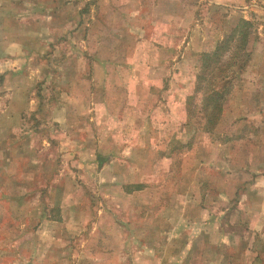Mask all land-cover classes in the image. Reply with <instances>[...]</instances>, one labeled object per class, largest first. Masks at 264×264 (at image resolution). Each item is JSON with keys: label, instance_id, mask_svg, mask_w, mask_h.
I'll return each mask as SVG.
<instances>
[{"label": "rangeland", "instance_id": "1", "mask_svg": "<svg viewBox=\"0 0 264 264\" xmlns=\"http://www.w3.org/2000/svg\"><path fill=\"white\" fill-rule=\"evenodd\" d=\"M0 24V264H264V0H0ZM249 190L261 227L230 237Z\"/></svg>", "mask_w": 264, "mask_h": 264}, {"label": "crops", "instance_id": "2", "mask_svg": "<svg viewBox=\"0 0 264 264\" xmlns=\"http://www.w3.org/2000/svg\"><path fill=\"white\" fill-rule=\"evenodd\" d=\"M22 5L25 6V3H23ZM6 26H8V25H6ZM29 29L30 28H28V30ZM0 30H3V25L2 24H0ZM27 36L30 37L32 35L29 32L28 34L25 35V37H27ZM0 59L5 63V65H8L9 59H5V58H0ZM0 74H3V73H0ZM5 78L6 79L8 78V73H6ZM240 169H242V167ZM243 169H245V168L243 167ZM134 188H136V190H133V191L141 190L140 185H137V187L135 186ZM137 188H140V189H137ZM237 191H238V189L235 190V196L238 195ZM242 195H243L242 196L243 198L241 200H239L237 197L234 198L235 200H233L235 202L234 205H235V210L237 211V213L235 215L232 214L230 216V220L232 219V222H233V225H231L232 228L230 229V232H229L230 237H231V235L233 236L235 234L234 231L236 230V228H233L234 225H235V227L239 226V228H240L241 225L246 224L245 226L248 229H251V230H253L254 228L259 229L261 227L259 213L257 211H255V210H252V209L249 208L250 203L254 202V199H251L252 196L250 194V190L247 191V192H243ZM244 196H245V198H244ZM214 200H215V198H214ZM234 217H236V218H234ZM216 218H218V217H216ZM222 218L223 217H219V220H221ZM40 220H47V219L45 217H41ZM51 220L53 222H55V223L56 222H60V218H57L56 220L55 219H51ZM258 226H259V228H257ZM220 231H223V230L220 229ZM220 231L219 232L218 231H216V232L213 231L212 233L215 232L216 234H219V233H221ZM244 231H245V233H247L246 230H244ZM201 236H205V233L201 234Z\"/></svg>", "mask_w": 264, "mask_h": 264}, {"label": "trees", "instance_id": "3", "mask_svg": "<svg viewBox=\"0 0 264 264\" xmlns=\"http://www.w3.org/2000/svg\"><path fill=\"white\" fill-rule=\"evenodd\" d=\"M245 26H248L247 22H242ZM236 34H232L231 38H233ZM241 37H239L238 39L240 41H243L246 37V33H242V31L239 34ZM220 49L215 50L213 53L211 54H206L203 53L201 54L199 60L200 63L202 65V71L201 75L199 74V79H204L202 77V73L204 74V72H207L209 70H212L210 72H214L216 70L217 67V61L219 58V52ZM199 87H197L198 89ZM202 88V87H201ZM212 88V87H211ZM225 91V90H224ZM224 91H217L214 88L210 89V87H206L204 88V91L202 93H204V97L202 99V101L204 102V107L205 110H208V112H210V119L208 121V124H211V127H213V125L216 123L215 121H217V116L222 112V100H223V94ZM199 92H201V90L199 89ZM214 122V123H213ZM213 124V125H212ZM208 129H206V131H208Z\"/></svg>", "mask_w": 264, "mask_h": 264}]
</instances>
